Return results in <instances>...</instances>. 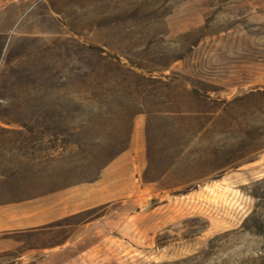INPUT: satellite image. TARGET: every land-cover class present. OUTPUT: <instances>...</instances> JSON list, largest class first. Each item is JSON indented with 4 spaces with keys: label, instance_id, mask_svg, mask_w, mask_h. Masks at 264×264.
<instances>
[{
    "label": "rangeland",
    "instance_id": "1",
    "mask_svg": "<svg viewBox=\"0 0 264 264\" xmlns=\"http://www.w3.org/2000/svg\"><path fill=\"white\" fill-rule=\"evenodd\" d=\"M166 1L40 0L20 27L39 35H0V51L6 45L9 54L0 63V122L47 126L48 155L64 159H113L129 144L128 131H119L118 111L108 103L130 87L112 78L75 73L76 67H84L87 54L65 41L67 29L48 15L49 4L84 34L83 40H106L152 67L171 65L167 74L174 80L142 89L154 103L171 109V102L179 98L172 88L181 83L176 78L216 77L213 83H198L217 91L213 108L222 104L218 98L227 99L228 89L235 95L230 93L229 114L222 112L206 130L212 136L205 142L212 146L209 159H188L184 169L161 183L164 187L187 178L189 184L173 192L188 199L185 211L158 229L153 242L118 243L123 251L118 256L123 264H264V0H171L167 5ZM29 2H9L0 27L9 29ZM120 2L125 11L117 8ZM141 2L147 4L146 12L160 11L164 5L165 15L141 23H115L116 18L131 16ZM42 64L60 68L59 74L41 79L37 68ZM10 66H24L25 72H12ZM138 111L146 113L142 107ZM191 123L202 129L208 121ZM57 134H63L61 141L55 140ZM44 148L42 144V155ZM4 150L7 144L0 142V155ZM165 201L151 198L147 209ZM104 212L89 210L79 220ZM112 246L103 247L101 264H115Z\"/></svg>",
    "mask_w": 264,
    "mask_h": 264
},
{
    "label": "crops",
    "instance_id": "2",
    "mask_svg": "<svg viewBox=\"0 0 264 264\" xmlns=\"http://www.w3.org/2000/svg\"><path fill=\"white\" fill-rule=\"evenodd\" d=\"M26 1L30 2L19 9L11 27H0V35H39L20 27L40 0H0V23L9 2ZM174 79L165 77L164 82ZM176 79L181 83L172 88L179 98L171 102V109L137 115L128 146L113 159L49 156L47 126L0 122V142L7 144L0 155V264H101L100 253L107 243L115 245L111 260L123 264L118 243L153 242L158 229L181 218L188 199L173 192L186 187L187 178L164 187L161 183L184 169L188 159H209L212 146L205 142L212 136L206 130L222 112L229 114L230 93L234 96L235 90L228 89L227 99L218 98L222 104L213 108L217 91L198 83H213L216 77ZM202 118L208 121L202 129L191 123ZM54 137L58 142L63 134ZM158 196L165 203L147 209L150 199ZM96 208L105 212L79 220L82 213Z\"/></svg>",
    "mask_w": 264,
    "mask_h": 264
},
{
    "label": "trees",
    "instance_id": "3",
    "mask_svg": "<svg viewBox=\"0 0 264 264\" xmlns=\"http://www.w3.org/2000/svg\"><path fill=\"white\" fill-rule=\"evenodd\" d=\"M99 2L101 0H98ZM171 0L166 1L170 3ZM159 3L156 5L158 6ZM146 3H138L135 5L132 10V15L126 18L115 19V23L119 21H130L135 23H141L145 21H150L155 17H161L165 15L163 13V6L160 5V11L156 9H151L146 12ZM149 6H153L152 4ZM122 7V3H118L117 8L125 11ZM47 11L50 14H53L57 17L58 22L67 29V36L65 41L70 42L71 44H77L81 46V51L87 54V58L83 59L85 64L83 68L76 67L75 73L90 74L103 76L104 78L113 79L115 82L126 83L130 88L124 90L123 94L118 98L108 103L109 108H113L118 111V122L121 126L120 133L123 134L125 130L128 131L129 137L135 122V118L139 114V107L144 108L146 113L154 111H169L170 107L166 103H154L151 101V97L142 90L147 85H152L155 82H164V78L168 77V70H171V65H161L159 67H152L148 63L142 61L141 57L135 55L132 51L127 50L122 47H116L108 41L102 42H87L83 40V35L74 25H71L64 13L59 9H56L52 4H49ZM98 26L101 27V24L98 23ZM28 39V38H26ZM8 50L7 46L4 45L0 51V63H3L7 58ZM12 58H14L12 56ZM16 58V57H15ZM13 60V59H12ZM37 62L40 61L37 60ZM54 69V70H53ZM51 66H45V64L38 65L37 74L42 79L49 78L48 74L56 72L59 74V69L55 70ZM10 71L24 74V66H10ZM2 71H0V78L2 81ZM149 94V93H148ZM149 98V99H148ZM41 110V107H37ZM49 112H52V109H47ZM51 110V111H50ZM112 121V119L110 120ZM116 121V120H115ZM130 139V138H129Z\"/></svg>",
    "mask_w": 264,
    "mask_h": 264
}]
</instances>
